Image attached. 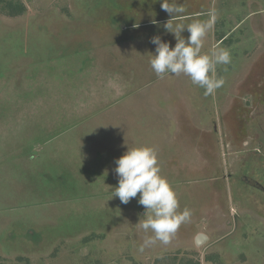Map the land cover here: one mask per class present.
I'll use <instances>...</instances> for the list:
<instances>
[{"label": "rangeland", "instance_id": "374dc122", "mask_svg": "<svg viewBox=\"0 0 264 264\" xmlns=\"http://www.w3.org/2000/svg\"><path fill=\"white\" fill-rule=\"evenodd\" d=\"M176 2L231 55L210 95L151 68L160 0H0V264H264V0ZM144 146L191 216L141 251L139 193H113Z\"/></svg>", "mask_w": 264, "mask_h": 264}, {"label": "clouds", "instance_id": "9594fccd", "mask_svg": "<svg viewBox=\"0 0 264 264\" xmlns=\"http://www.w3.org/2000/svg\"><path fill=\"white\" fill-rule=\"evenodd\" d=\"M161 8L172 18L163 27L176 38L174 47L162 40L161 36H153L151 43L155 47V55L150 60V66L159 78L166 75L190 77L193 85L205 89V95H210L223 86L222 78H214L219 64L231 62V55L226 49L220 48L209 55H201L203 38L212 27L211 22H193L185 26L171 21L177 14L185 11L176 0H160ZM187 29L190 33L187 40L181 33ZM115 173L118 186L114 188L113 196L121 203L128 204L139 193L138 203L145 207V219L142 228L154 234L148 237L140 250L153 245L157 241L168 244L177 232L181 223L189 220L191 212L185 208L178 212L179 200L176 192L160 172L156 151L151 147H136L129 149L115 161ZM150 213V214H148Z\"/></svg>", "mask_w": 264, "mask_h": 264}, {"label": "trees", "instance_id": "16d2710c", "mask_svg": "<svg viewBox=\"0 0 264 264\" xmlns=\"http://www.w3.org/2000/svg\"><path fill=\"white\" fill-rule=\"evenodd\" d=\"M19 5V4H18ZM19 7H20V9H19ZM19 7H15V12H12V13H14V14H19V13H21V12H23L24 11V8L21 6V5H19Z\"/></svg>", "mask_w": 264, "mask_h": 264}, {"label": "water", "instance_id": "95a60500", "mask_svg": "<svg viewBox=\"0 0 264 264\" xmlns=\"http://www.w3.org/2000/svg\"><path fill=\"white\" fill-rule=\"evenodd\" d=\"M199 242V241H198Z\"/></svg>", "mask_w": 264, "mask_h": 264}]
</instances>
